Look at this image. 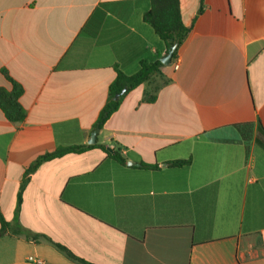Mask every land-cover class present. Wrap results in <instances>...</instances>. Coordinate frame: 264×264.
I'll use <instances>...</instances> for the list:
<instances>
[{
  "label": "crops",
  "instance_id": "1",
  "mask_svg": "<svg viewBox=\"0 0 264 264\" xmlns=\"http://www.w3.org/2000/svg\"><path fill=\"white\" fill-rule=\"evenodd\" d=\"M200 4L180 0L186 26ZM150 9L0 0V89L19 84L25 111L16 124L0 108V215L37 236L0 220V264H79L55 245L90 264H264V0H205L177 58L124 97L94 148L28 173L93 146L117 71L167 53Z\"/></svg>",
  "mask_w": 264,
  "mask_h": 264
},
{
  "label": "trees",
  "instance_id": "2",
  "mask_svg": "<svg viewBox=\"0 0 264 264\" xmlns=\"http://www.w3.org/2000/svg\"><path fill=\"white\" fill-rule=\"evenodd\" d=\"M205 10V0H201L200 8L198 14L192 20L189 26H186L183 23L180 0H151V9L144 14V22L150 25L159 38L165 43L167 51L171 45H177L178 49L173 56V61L177 58L178 51L184 44L186 38L192 31L199 17L204 13ZM157 59L154 62L142 61L140 63V70L137 74L133 76H126L121 71H117V77L110 86L109 98L108 101L97 121L96 129L100 130L103 128L107 120L119 110L124 97L129 94L132 90L137 87L147 83L154 76L161 74L163 64L160 59L161 56L157 55ZM172 61V62H173ZM125 88H128V92L121 96L118 101L115 100V96L120 94ZM23 93L22 87L14 82V87L11 92H7L4 89H0V108L5 113L9 121L13 123H21L25 118V111L20 104V97ZM149 101H154L150 99ZM264 136V129L262 126L258 132L257 142L264 147V141L262 140ZM97 146V145H96ZM93 146H79V147H69V148H60L54 153L44 155L40 157L29 169L28 173L35 172L41 164L44 162L59 158L70 152H85ZM104 151L119 162L121 165H127V160L124 156L117 150L113 149L108 151L107 147L99 146ZM192 160H179L169 163L172 167L183 168L190 166ZM139 168L143 169H158V166H150L146 164L138 165ZM24 186V185H23ZM22 204V193L19 195L18 199V210ZM0 220L2 224V231L12 230L17 235L25 236L28 239H37V236L25 232L22 228H13L9 223H7L2 215H0ZM61 252H63L68 258L79 263V264H90L84 261L83 259L75 256L69 249L61 245H55Z\"/></svg>",
  "mask_w": 264,
  "mask_h": 264
},
{
  "label": "water",
  "instance_id": "3",
  "mask_svg": "<svg viewBox=\"0 0 264 264\" xmlns=\"http://www.w3.org/2000/svg\"><path fill=\"white\" fill-rule=\"evenodd\" d=\"M177 49H178L177 45H171L167 53L163 57H161L160 61L164 66H169L172 63L173 56L175 52L177 51ZM128 90H129L128 88H125L120 94L115 96V100L118 101L121 96L125 95L128 92ZM99 132H100V129L97 128L92 133L90 144L94 145L97 142V136Z\"/></svg>",
  "mask_w": 264,
  "mask_h": 264
},
{
  "label": "built area",
  "instance_id": "4",
  "mask_svg": "<svg viewBox=\"0 0 264 264\" xmlns=\"http://www.w3.org/2000/svg\"><path fill=\"white\" fill-rule=\"evenodd\" d=\"M174 67H175L176 70H178L179 69V63L177 62ZM31 260H33V259H31ZM33 262H35L37 264H42L43 263L41 260H33Z\"/></svg>",
  "mask_w": 264,
  "mask_h": 264
}]
</instances>
